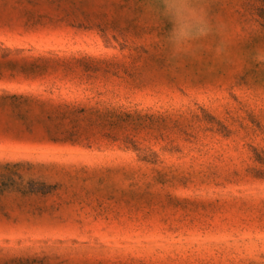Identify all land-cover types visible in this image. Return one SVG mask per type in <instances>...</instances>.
I'll return each mask as SVG.
<instances>
[{"label": "rangeland", "instance_id": "rangeland-1", "mask_svg": "<svg viewBox=\"0 0 264 264\" xmlns=\"http://www.w3.org/2000/svg\"><path fill=\"white\" fill-rule=\"evenodd\" d=\"M203 2L173 58L159 0H0V264H264V29Z\"/></svg>", "mask_w": 264, "mask_h": 264}, {"label": "clouds", "instance_id": "clouds-1", "mask_svg": "<svg viewBox=\"0 0 264 264\" xmlns=\"http://www.w3.org/2000/svg\"><path fill=\"white\" fill-rule=\"evenodd\" d=\"M155 14L169 25L165 42L173 58L199 51L220 32V22L213 19L203 0H159ZM223 50L222 42L212 49L215 55H221ZM251 60L264 67V46L254 50Z\"/></svg>", "mask_w": 264, "mask_h": 264}, {"label": "trees", "instance_id": "trees-1", "mask_svg": "<svg viewBox=\"0 0 264 264\" xmlns=\"http://www.w3.org/2000/svg\"><path fill=\"white\" fill-rule=\"evenodd\" d=\"M244 7L256 17V22L264 29V0H245Z\"/></svg>", "mask_w": 264, "mask_h": 264}]
</instances>
